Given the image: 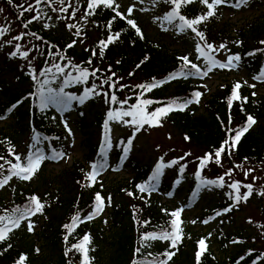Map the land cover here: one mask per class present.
Returning <instances> with one entry per match:
<instances>
[{
	"label": "trees",
	"instance_id": "1",
	"mask_svg": "<svg viewBox=\"0 0 264 264\" xmlns=\"http://www.w3.org/2000/svg\"><path fill=\"white\" fill-rule=\"evenodd\" d=\"M234 1L230 0V2ZM43 2L47 3L52 10L56 9L52 12L49 9L47 10L50 11L51 15L58 17L61 22L65 23L66 19L64 17H68V24H78L82 28L83 40L81 43L76 41L73 47L67 48V45L72 43L71 39L73 37L45 29L42 24L44 16L43 13L38 14L40 5L36 4V0H12L11 3H9V0H0V5L4 6L7 12L13 16L17 23V29L22 33V39L19 42L21 51H26L25 47H28L32 54L30 58L34 60H37L41 55L43 56V58L36 61V67L22 70L23 72L15 77V85L9 84L3 92L7 98L0 113V117L4 118L0 121L5 122L4 119L11 111L13 114L9 123L0 126V156L15 162L7 151L9 147H14L15 152L23 160L29 153L30 145L34 141L26 144L25 147H21V137L28 134L33 138L37 133L51 142V148L65 151L63 147H60L62 145L53 139L59 137L63 131L58 126L61 117L57 114V109L50 106L41 111L38 95H31L36 92L38 85L33 78L31 82L30 77L34 74L39 76L41 71L50 67L51 61L64 66L70 60L72 64L80 65L82 68L87 67L89 71L96 68L100 69L96 77H89L87 83L75 84L65 88V92L76 96L82 95L85 88H89L93 84H101V81L115 73L110 83H115L116 88L112 89L109 84H103L102 87L97 88V91L101 93L108 92L109 96L114 93L121 101L128 99V103L124 105L125 109L137 103L138 98L149 99L155 101L147 107V111L151 112L173 100L177 104L183 103L192 99L194 92L200 91L199 86L193 82L199 78L198 76L169 80L151 91H144L136 87L154 81L167 80L170 74L180 72L183 61L179 58L184 56L183 52L154 43L150 40L148 33L138 25L143 33V39H141L135 30L119 17L112 21V27L109 31L106 26L115 13L103 6L97 8L95 15L90 16L87 22L83 21L81 17L87 9L88 0H64L63 4H60L59 0H43ZM29 4L33 5V10L24 12L23 16H20L23 9L19 5L27 8ZM69 4H71V7H69ZM163 4L168 13L172 6L164 2ZM63 7H67L68 12H61L60 9ZM76 9L79 10L76 11L73 19L71 14ZM206 11L207 9L197 2L182 7L181 14L192 19ZM36 15H40L41 19L32 20V17ZM29 20H32V22L25 28L24 24ZM197 27L205 33L208 43L217 48L220 44H226L229 55L239 54L241 56L239 64L254 73V76L264 71V52L256 51L264 48V45L260 43V41H264V12L253 21L241 25L235 36L232 35L231 24L228 22L220 23L214 17ZM117 32L120 33L119 39L105 50L102 58L99 55L92 56V50L99 52L98 42L101 39H107L109 34L114 35ZM32 33H35V36ZM37 37L40 39H37ZM231 40L234 42L230 45ZM14 51H16V47ZM221 51L222 49L215 53L219 55ZM57 52L60 55L54 58L53 54ZM251 52H255V55H247ZM16 56L10 54V58H16ZM60 56H64L65 60L61 61ZM89 60H91V64L88 63ZM142 61L143 63H141ZM137 65L140 66L137 67ZM183 70L185 72L195 71L190 68ZM67 72L77 75L71 66L66 69ZM130 73L132 75H129ZM29 74H32V76H29ZM46 78L51 79V75L48 77L39 76L41 81ZM174 81L183 82L174 95L167 96L168 93L163 91V87ZM237 82L238 80L228 79L220 84L215 91L206 97L204 96L203 109L200 113L197 112V106L191 103L184 110L171 111L167 116L162 117L161 124L169 121L174 130L182 136V141L188 145L186 152L190 156L176 154L172 159H169L167 154H163L152 165L138 168L136 166L137 171L131 179L119 182L114 186L113 195L118 196L114 199L108 214L107 221L110 232L106 234L101 226L96 225L97 220L94 219L80 224L65 241L64 237L68 233L63 226L70 224L73 216L77 213L83 219L92 210L96 193H100V195L102 193L103 184H100L99 178L111 165L109 152L107 151L104 156L100 153L105 136L104 122L110 108L120 107L118 104L109 105L106 103L103 95L94 96L84 104L74 101L72 107L78 113L77 124L84 132L82 143L86 151L81 158L75 159L70 166L64 168L54 177V181L58 186L53 194L48 191L50 184H46L48 187L46 191H40L38 187H27L21 191H16V195L10 199L8 197L4 201L2 189H0V215L5 214L3 212L5 208L11 211L16 206L23 207L33 194L39 196L45 204L43 214H37L43 216L41 223L36 222L34 224L35 228L38 227L37 230L34 228L32 232H28L25 221H22L21 226L9 234V239L0 243V252L3 253L0 255V264H16L21 255L27 256L25 264H81L79 253L73 250L65 255V252L72 244L78 243L86 233L91 236V244L89 245V255L92 258L91 264H133V260L143 261L145 258L149 261L165 259L161 254L169 250V241H148L147 243L150 246L142 248L140 253H136V249L141 247L140 237L143 233H160L162 230L171 231L170 221L173 217L170 213L175 211L158 204L154 194L141 193L137 187L141 184L154 183L156 187L161 186L162 189H168L170 186V188H176L186 181L189 183L187 201L191 203L195 198L194 193L197 195L204 189L209 188L202 187L200 185L201 180H216L220 176H224L227 169H234L231 176H224L225 184L223 187L212 186L210 188L215 189L217 192L228 189V193H230L233 190L228 185L234 181H239L242 185L251 183L253 184L252 196L246 203L241 202L240 204H249L253 201L254 196L258 193L257 190L264 191L263 185L258 182L256 177L257 172L264 174V94L257 93L248 85L241 83L242 87L239 94L241 97H247L248 101L246 103L243 100L235 101L232 107L229 108L228 98ZM60 85L61 81L56 80L50 86L58 89ZM121 85L126 87L121 89ZM0 87L4 88L2 85ZM47 87L49 85H45V88ZM253 92L256 93L255 96L252 95ZM241 106L243 111H241ZM85 107H90V111L87 112ZM248 115L253 116L257 123L241 139L233 155L229 158L225 154L219 165L209 163L202 170L199 169L200 162L197 158L203 157L206 153L214 152L225 139V129L227 127L238 128L243 126ZM229 116H231V124H229ZM148 128L149 126L145 125L144 129L136 133L127 155L133 151L138 135ZM133 132L134 130L130 135L122 136L117 141L115 146L116 160L113 165L120 167L118 165L124 157L123 149ZM95 134L98 136L103 134L102 139L94 141ZM121 141L125 143L122 144ZM36 147L41 148L38 144ZM161 157H163L165 163L172 160H178L179 162L165 168L158 181H151L150 178ZM181 157L183 159H180ZM0 163H4V161H0ZM93 163L103 164L104 167L97 176V182L94 186L85 187L84 185L89 183L84 178L85 173L91 171V164ZM133 163L136 165V161ZM238 164L242 167L235 168V165ZM181 166H184L182 173L180 172ZM7 168L8 165L5 164V169ZM249 169H254V171H251L245 177L244 172ZM198 172L199 175H197ZM5 174H7L6 171ZM261 174L259 175L262 176ZM13 180L17 179L13 177L7 185L8 187H10ZM246 191V188L241 187V194ZM129 192L134 193V195H128ZM228 193L227 197L219 199L215 204L207 201L206 205L213 210L230 207L234 201L229 198ZM256 209L264 219V206L257 204ZM231 214L233 212H228L227 215ZM37 215L31 217V221H34ZM261 217H259V221ZM180 219L182 220L180 226L183 229V239L178 244V250L170 249L175 251L176 255L169 263L176 261L177 264H197L196 238H193L191 228L183 225V218L180 217ZM145 221L148 223L145 224ZM32 234L34 237H32ZM227 235L230 234L227 233ZM261 237V232L252 234L250 237L247 236L251 240V246L246 245L236 253L224 251L225 254L219 258L213 256L212 251L207 250L201 257L200 264H264V245L257 248V243L261 245ZM220 242L222 244V239ZM9 243L12 245L11 248L7 247ZM4 249H7V251H4ZM36 249H39V252H36ZM149 252L152 253L151 256L147 255Z\"/></svg>",
	"mask_w": 264,
	"mask_h": 264
},
{
	"label": "snow or ice",
	"instance_id": "2",
	"mask_svg": "<svg viewBox=\"0 0 264 264\" xmlns=\"http://www.w3.org/2000/svg\"><path fill=\"white\" fill-rule=\"evenodd\" d=\"M12 0H9V3H11ZM43 0H36V4L39 5L42 3ZM143 2V0H141ZM160 0H154V3H158ZM164 3L170 4L171 10L162 18L164 21H167L169 24L174 23L177 19L180 21L179 24H176L175 27L177 29V34L184 33L187 30H191L192 33H194L195 37L199 38V41L196 43V52L198 53V56L196 59H203L205 67L201 68L196 63H193L191 60H189L188 56L180 57L179 59L183 61L182 64V70L178 73L170 74L167 80L164 81H154L150 84H141L137 85L136 87L143 89L144 91H151L152 89L159 87L163 85L164 83H167L169 80H175L179 77L188 78V76H198L200 78L207 77L209 73H211L214 69L220 68V69H233L237 68L239 66V62L241 60V56L239 54H232L227 57V60L225 62L218 61L213 53L221 50L226 49V44H220L218 48L214 46L211 43L207 42L205 33L203 31H200L198 29V25L204 23L205 21L209 20L210 18L216 16L217 8L221 5H227L233 8H240L249 3V0H236L235 3H230V0H163ZM199 2L205 8L207 9L206 12H204L201 15L196 16L195 18L189 19L186 16L181 14L182 7H186L190 4H194ZM60 4L64 3V0H59ZM103 6L104 8L112 10L115 15L112 17V20H110L107 24V28L109 31L112 27V21L116 20L117 17H119L121 20H125L126 23L135 30L136 34L143 39V33L140 29V27L137 25L136 21L134 19H129L128 17L131 16L134 10V5L128 7L127 9V15L125 13L119 11L120 5L116 2V0H88L87 3V9L84 13V15L81 17V19L85 22H87L88 18L90 16L95 15L96 9ZM20 8L23 9V11L20 13V16H23L24 12H30L33 10V5L29 4L27 8H24L23 5H19ZM69 7H71V4H69ZM56 9H53L55 11ZM79 9H76L72 12L71 18H75L76 11ZM3 9H0V12H2ZM61 12H68L67 7H63L60 9ZM142 11H146V9H142ZM41 19L40 15H36L32 17V20H39ZM64 19H68V17H64ZM156 19H161L157 17ZM32 20H29L27 23L24 24V27L27 28L28 24L32 22ZM45 28L49 27V25L45 24ZM66 27L69 29V31L75 29V32H73L74 37H80L82 35V28L78 24H66ZM163 28V25H161ZM164 31H168L167 28H163ZM8 31L7 28H0V36H3ZM32 35L35 36V33H32ZM120 37V33L117 32L114 35L109 34L107 39H101L98 42V48L99 52L97 53L96 50H92V56L99 55L101 58L104 56L105 50L111 45L114 44ZM13 39L19 40L22 39V36L14 37ZM37 39H40L37 37ZM200 41L203 42V45L200 43ZM11 43V41H9ZM76 40L74 39L72 43L67 45V48H71L75 45ZM240 43V42H236ZM262 45H264V41H260ZM256 51L264 52V48L257 49ZM17 53L20 54L21 57L27 58L29 56L28 51H21L20 45H16V51L12 52V56H16ZM60 55L58 52L53 54L54 58L55 56ZM247 55H255V52L248 53ZM147 59V57H145ZM60 60H65L64 56H60ZM89 64H91V60L88 61ZM119 63V61H117ZM143 63V61L141 62ZM71 66L72 70L77 73V75H72L71 72L66 73V69ZM140 65H137L139 67ZM194 69L195 71L189 70L188 72H185L183 69ZM53 69H55V72H53ZM111 69L109 68V71ZM100 69H92L89 71L87 67H81L80 65L72 64V62L69 60L67 64H64V66H61L60 63H53L51 67H48L41 71L39 73V76H45L48 77L51 75V79H45L41 81L39 79L38 75H33L32 78L34 81H36L38 87L35 93L31 95H38L39 97V108L41 111L49 108L50 106L55 107L57 110L61 112H67L70 111L72 108V104L74 101L78 102L79 104H84L88 99L93 98L94 96H100L103 95L105 97V102L109 105L118 104L120 107L112 109L110 108L107 112V119L104 122V128H105V136L104 141L102 143L100 153L102 156H104L108 149L111 148V139H110V127L109 122L114 121L117 123H123L126 126H131L134 128V132L132 136L127 140L126 146L123 149L124 157L127 156L128 152L131 149V145L133 140L135 139L136 133L140 132L142 129H144L145 125H148L149 127H158L162 126L161 124V118L164 116H167L171 111L175 110H184L189 104L191 103H199L200 97L202 96V93L199 91H196L193 93L192 99L186 100L183 103L177 104L175 100L171 101L169 104L156 108L155 110L148 112L147 107L151 104L155 103L153 100L149 99H140L138 98L137 103L132 104L128 109L124 108V105L128 103V99H125L123 101L119 100L118 97L113 93L109 96L108 92H99L97 91V88H100L103 86V84H109V87L114 89L116 88L115 83H110L112 76H115V73H112L111 76H108L106 79L101 81V84H93L89 88H85L82 95L76 96L69 94L65 92V88L75 85V84H85L87 83L89 77H96L97 72H99ZM129 75H132L130 73ZM257 81L264 82V71H261L259 75L255 76L253 78ZM56 80L61 81L60 87L52 88L50 85L55 82ZM244 83H247L246 81ZM45 85H49V87L45 88ZM252 88H255V84L249 85ZM121 89L123 87H126L124 85L120 86ZM242 87V84L240 82H237L233 86L232 93L230 97L228 98V104L229 108L232 107L233 102L243 100V102H247V97H241L239 94V90ZM143 95V93H141ZM253 96L256 95L255 92L252 93ZM15 107V105H13ZM10 111V110H9ZM241 111H243V107L241 106ZM4 117H0V119H3ZM130 118V119H126ZM257 123L255 118L251 115H248L243 126L238 128H231L227 127L225 129L226 136L225 139L221 142L220 146L214 150V152L206 153L203 157H198L199 160V169L205 168L209 163H216L219 165L222 161V158L226 154L229 158L233 155L237 145L240 143L241 139L244 137V135ZM229 124H231V116H229ZM64 127L67 129L68 134L71 135V129L68 128L67 121H64ZM47 139V138H44ZM55 139H59L58 137ZM187 139V137H186ZM34 143L30 145V150L27 156L22 160L21 156L15 152L14 147L8 148V154L11 155L15 162L10 159H6L4 156H0V161H4V163H0V189L5 188L9 184V182L13 179V177L22 180V181H30L35 174L40 170L41 165L46 159L53 160V161H59L61 159L65 158V153L63 151H58L55 148L50 149V154L45 155L42 148H37L36 145L41 143V137L37 133L33 137ZM121 143H125L124 141H121ZM34 149V150H33ZM190 155V154H189ZM180 159H183L181 157ZM247 160V158H245ZM178 160H172L169 163H165L163 160V157L160 158L158 163L155 166V170L152 174V177L150 178L151 181H158L159 177L161 176L163 170L167 167H171L175 164H177ZM5 164L8 165V168L5 169ZM103 164L93 163L91 164V171L85 173V180L89 181L88 184L84 185L85 187H92L97 182V176L100 174V171L103 169ZM242 165L238 164L235 165V168H241ZM5 171L7 174H5ZM184 171V166H181L180 172L182 173ZM234 169H227L224 173V176H231L233 174ZM254 171V169H249L244 172L245 177L248 176V174ZM199 175V172L197 173ZM224 176H220L216 180H201L200 185L202 187H223L225 184ZM254 179H256L254 177ZM139 191L141 193H148L151 194L152 191H155V184L154 183H146L141 184L137 186ZM229 188H231L233 191L228 193L229 198L234 201V203L228 207L225 208L223 211L230 212L236 205L240 204L241 202H247L248 199L253 194V184H241L239 181H234L231 184L228 185ZM241 187L246 188L247 191L241 194ZM261 196H264V191H260L258 193ZM128 195L132 196L134 193L129 192ZM171 195V194H169ZM194 195H196L194 193ZM111 204V197L107 198V205L105 203V199L100 195V193H96L94 197V202L92 205V210L83 218L81 219L80 214L77 213L73 216L72 221L70 224H65L63 227L67 230V235H65L64 239L65 241L68 240V237L75 231V229L80 225L87 221H91L95 219L97 216H99L105 209L106 206ZM45 208V204L41 201L40 197L33 194L28 198V203L24 205L23 207L16 206L11 211L9 209L5 208L3 209L4 215H0V243H3L9 239V234L14 230L21 226L22 221H27V231L32 232L35 228V225L31 221V217L37 215V214H43V210ZM183 208L177 209L170 213V215L173 217V219L170 221V227L171 231L168 230H162L160 233L155 232H147L143 233L140 237L141 240V247L136 249V253H140L142 248L149 247L150 245L147 243L148 241H154V240H163V241H169V250H166L163 255L165 259L162 260H152L149 261L147 258L143 261L133 260V264H169V261L172 260L173 256L176 255L175 251H171L170 249H177L178 250V244L183 239V229L181 228L182 220L180 219L181 213L183 212ZM166 211V210H165ZM222 215L221 212H216V216ZM211 219H215V217H212ZM209 220H204L203 223L207 224ZM107 223V221H105ZM145 224L148 222L145 221ZM192 223H196V221H192ZM249 223H251V220H249ZM261 227H264V225H260ZM211 235V234H209ZM198 251L196 253V260L197 264H200L201 257L207 252V243L206 238L200 239L198 242ZM233 243H239V241H233ZM91 244V236L89 234H84L83 237L80 239L78 243L72 244L71 247L66 249L65 255H67L69 252L75 250V252L79 253L81 256V264H91L92 258L89 255V245ZM8 248H11L12 245L9 243L7 245ZM94 250V249H93ZM4 251H7V249H4ZM36 252H39V249H36ZM3 253L0 252V255ZM148 256H151L152 253L149 252L147 254ZM243 259V257H241ZM27 260L26 255H21L19 257V260L16 262V264H25Z\"/></svg>",
	"mask_w": 264,
	"mask_h": 264
},
{
	"label": "rangeland",
	"instance_id": "3",
	"mask_svg": "<svg viewBox=\"0 0 264 264\" xmlns=\"http://www.w3.org/2000/svg\"><path fill=\"white\" fill-rule=\"evenodd\" d=\"M116 2L120 5V10L127 15V9L130 6H135L133 13L128 18L134 19L137 25L141 26L145 32L150 36V40L154 43H157L162 46H166L169 49L180 50L183 52L184 56H188L189 60L199 65L201 68L205 67L203 59H196L198 53L196 52V43L199 41L197 37L194 36L189 30L184 33L177 34V29L175 27L176 24L180 22L175 21L172 24H169L167 21H164L162 18L167 14V9L163 7V2L160 0L158 3H154V0H116ZM231 3V2H230ZM50 7L49 5L41 6V11L47 10L46 8ZM205 8V6H203ZM0 9H3L0 12V24L5 22L10 26V29L0 37V85L4 88L0 87V113L2 110V106L6 101V95L3 93L4 90L8 87L9 84L15 85V77L19 76L23 71V66L26 68L36 67V61L42 57V55L35 61H32L29 57L31 56L30 49L25 47V50L29 52V56L25 59L20 56V59H14L8 61L9 52L13 49L14 44L19 42V40L13 39L14 37L21 36L20 30L17 29V23L14 20L13 16H10L4 6L0 5ZM142 9H146V11H142ZM264 12V0H252L241 9L233 8L227 5H221L217 8L216 20L218 22H228L231 24L232 35L235 36L237 29L240 28L241 25L249 23L253 21L255 18H258ZM157 17L161 19H156ZM45 24L49 25L47 29H51L56 31L59 34H64L65 36H73L74 30L69 31V29L62 23L59 22L58 19L54 16H48L45 20ZM167 28L168 31H164L161 27ZM80 42L83 39V36L74 37L72 41L75 39ZM11 41V43H9ZM233 40H231L230 45L233 44ZM200 43L203 45L202 41ZM229 49H222L221 54L216 55L213 53L215 58L220 62H225ZM52 61L50 62V67L52 65ZM55 72V69H53ZM32 76V74H29ZM254 73L250 70L245 69L240 64L237 68L229 69H214L207 77L199 78L198 81H193L197 86L200 87L202 94L199 103L197 105V112H202L203 109V98L208 94L215 91V89L223 82L228 79L238 80L240 83L245 84L246 86L255 84V88L250 87L252 90L257 93L264 94V83H260L257 80H254ZM30 81L32 82V77H30ZM247 83H244V82ZM183 81H174L168 86L163 87V91L168 93L167 96L174 95L179 88V85L182 84ZM24 86V84H22ZM87 112L90 111V107H85ZM102 108H104L102 106ZM71 110H75L74 107ZM63 112V117L58 121V126L63 130L60 134L61 143L63 148L65 149V158L59 161H48L46 159L40 167V170L35 174V176L30 181H22V180H13L10 184V187L6 186L1 190L3 194L4 201L6 199L12 198L16 195V191H21L23 188L29 187H38L40 191L47 190V185L50 184L48 191L50 193H55L57 188V183L54 181V177L62 171L64 168L70 166L73 161L77 158H81L86 151L83 148L82 140L84 138L83 130L78 126V113L74 111ZM13 112H10L5 119V122L0 121V126H4L6 123H9L12 119ZM1 116V115H0ZM64 121H67L68 128L71 129L72 134L69 135L68 131L64 126ZM111 131H110V139H111V148L109 149L111 153L110 160L115 162L116 160V147L115 143H117L118 139L122 136H128L134 130L131 126H126L123 123H117L111 121ZM64 129H63V128ZM41 137V136H40ZM22 146L25 147L26 144L34 141L33 138L26 134L22 137ZM42 138V137H41ZM59 138V139H60ZM99 136L97 134L94 135V141H98ZM44 147L45 155L50 154L51 146L47 140L41 139V143L38 144ZM188 145H186L182 141V136L178 134L173 126L166 121V123L162 124V126L158 127H149L148 129L143 130L137 137L134 145L133 151L129 154V157L122 159V169L119 172L114 170H110L108 173H104L102 177L99 178L100 184L102 186L101 196L105 199V203L107 205V198L111 197V204L106 206L104 211L99 215L98 220L95 222L97 226H101L106 234L110 232L108 229V214L112 208V203L114 199L117 198L118 195H113L114 186L119 182L129 180L136 173V166H146L152 165L154 161L158 159L160 155L167 154L169 159H172L176 154L179 155H187L190 156L186 150ZM136 161V165L133 163ZM257 172L258 182L263 185L264 188V174ZM50 177L48 180H46ZM170 184V183H169ZM171 187V186H170ZM168 189H160V191H156L155 198L158 204L162 206H169L170 208L180 209L183 208V216H184V226L187 228H191L192 232H195L196 235L193 237H198V239L206 238L207 246H210V250L214 251L216 257L222 256L224 251L229 253H236L242 250L246 245L251 246L250 238L247 236H251L252 234H259L261 232V242L257 248L264 245V227L260 225H264L263 217H261L260 212L256 209L257 204L264 206V196L259 195L258 193L262 190H257V194L254 196L253 201L249 204H241L236 205L235 209L232 211L233 215L231 218H224L222 221L218 220L216 222L209 221L207 224L203 223L204 218L208 217L211 207H208L206 204L207 201H211V204H215L219 199H223L227 197L228 189H224L222 192H217L213 188L204 189L196 198L194 203L192 204V208L185 207V199L187 197L189 191V183L183 182L179 186L172 187ZM113 189V190H112ZM175 189V190H174ZM0 192V193H1ZM171 194V195H169ZM233 217V218H232ZM259 217H261L259 221ZM251 220V223H249ZM43 221V216L37 215L35 220L32 221L33 224L41 223ZM107 221V223H105ZM192 221H196V223H192ZM27 225V221H25V227ZM211 225V226H209ZM189 226V227H188ZM27 228V227H26ZM105 228V229H104ZM221 228L224 229L225 232L231 235L230 238L234 239H225L226 247L224 244L219 243L220 238L215 234L217 231H221ZM38 227L35 228L37 230ZM211 234V235H209ZM32 237L34 235L32 234ZM233 241H239V243H233ZM169 264H177L176 261H173Z\"/></svg>",
	"mask_w": 264,
	"mask_h": 264
}]
</instances>
